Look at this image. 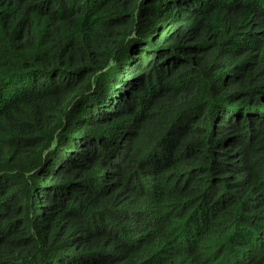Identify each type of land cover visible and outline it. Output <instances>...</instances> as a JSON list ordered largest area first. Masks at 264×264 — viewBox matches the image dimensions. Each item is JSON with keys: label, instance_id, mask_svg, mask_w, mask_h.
Returning a JSON list of instances; mask_svg holds the SVG:
<instances>
[{"label": "trees", "instance_id": "obj_1", "mask_svg": "<svg viewBox=\"0 0 264 264\" xmlns=\"http://www.w3.org/2000/svg\"><path fill=\"white\" fill-rule=\"evenodd\" d=\"M0 264H264V0H0Z\"/></svg>", "mask_w": 264, "mask_h": 264}]
</instances>
